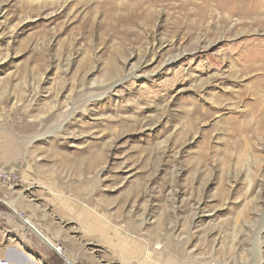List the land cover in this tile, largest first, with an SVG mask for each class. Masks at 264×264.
Listing matches in <instances>:
<instances>
[{"label":"rangeland","instance_id":"1","mask_svg":"<svg viewBox=\"0 0 264 264\" xmlns=\"http://www.w3.org/2000/svg\"><path fill=\"white\" fill-rule=\"evenodd\" d=\"M194 1L0 0V199L74 264H264V32Z\"/></svg>","mask_w":264,"mask_h":264},{"label":"bare ground","instance_id":"2","mask_svg":"<svg viewBox=\"0 0 264 264\" xmlns=\"http://www.w3.org/2000/svg\"><path fill=\"white\" fill-rule=\"evenodd\" d=\"M151 1H156V0H151ZM192 6H193L192 8H194V10H197L198 13H200V14L201 13H207V12L209 13V12L213 11V12H215L217 14L219 13V15H220V13H223L226 16L228 15L230 18L236 16L235 18H237V19L239 18V20L235 21L236 25L237 24H246V26H248V28L251 29V33H254V34H255V30H263V32H264V0H195ZM191 13H193V14L195 13L193 11V9L191 10ZM226 19L227 18H225V20ZM184 52L185 51L182 50L179 53H177L176 55L170 57L167 60L168 64H172L173 62H175L177 59H179L184 54ZM241 58H243V59L244 58H253V59H255L256 62H259V63L254 64V65H258L259 64V66H257V67L259 69H261V70H264V45L263 44L262 45H255L252 48H248L245 52L242 53ZM139 69H137L136 71H138ZM132 77L133 78H139L140 76L138 74H136V72H134L132 74ZM121 83H122V79H120L117 82H114V84H111L106 89L107 90H111L116 84H121ZM105 94H106V90H105V92H103V94H101V95H99L97 97L100 98V97L104 96ZM73 112H71L70 116L73 115ZM68 121H69L68 119H65L62 122V124L60 126V129H63L64 125ZM31 186L32 185H30V186H22L21 187V193L18 194L17 201H19L21 198H24L22 193H25L27 191L29 192L30 189H31ZM0 201L5 206H7L8 208H10L12 210L13 215L15 216L16 220H18L21 223V226L24 229L29 230L32 233H34L35 236H37L40 240H41L40 236H42L48 243H50L53 246L55 252L59 253L63 258L66 259L65 260L66 262H68L69 264H74V261L70 262L67 259L68 257L63 252V248L57 246L54 243V241H52L44 232H42L31 221L30 218L25 217L23 213L17 211L16 207L14 206V202L13 201L12 202H8V201L1 200V199H0ZM28 207H30V206L28 205ZM32 208H34L33 205H32ZM73 229L75 230V232H77V231L80 230V227L77 226V227H75ZM148 247H149V245H148V243H146V246L144 247L143 254H145L147 259L150 260L151 256L147 253L148 249H149ZM0 264H7V263L6 262L4 263V262H2L0 260Z\"/></svg>","mask_w":264,"mask_h":264},{"label":"crops","instance_id":"3","mask_svg":"<svg viewBox=\"0 0 264 264\" xmlns=\"http://www.w3.org/2000/svg\"><path fill=\"white\" fill-rule=\"evenodd\" d=\"M8 214V212L0 211V260L4 263L6 262L7 264H38V262L32 261L30 257L31 251L37 249L35 247V249L32 248V245H30L29 241V239H32L33 237L35 238V235L28 231H25L24 229H21V223L16 220V218L11 214V211L10 215ZM7 215L9 217H12V220L14 219V223L7 222ZM26 233H29V236H31L32 234V238H25L24 236H22ZM16 235L18 236V239L20 238V242L14 244L12 238H9V236L13 237ZM42 243H44V241ZM44 245L47 244L44 243ZM48 248L54 251V249L50 248L49 246Z\"/></svg>","mask_w":264,"mask_h":264},{"label":"water","instance_id":"4","mask_svg":"<svg viewBox=\"0 0 264 264\" xmlns=\"http://www.w3.org/2000/svg\"><path fill=\"white\" fill-rule=\"evenodd\" d=\"M40 237H41L42 241H44L50 248L54 249L53 246L50 243H48L42 236H40Z\"/></svg>","mask_w":264,"mask_h":264},{"label":"built area","instance_id":"5","mask_svg":"<svg viewBox=\"0 0 264 264\" xmlns=\"http://www.w3.org/2000/svg\"><path fill=\"white\" fill-rule=\"evenodd\" d=\"M9 179V178H8Z\"/></svg>","mask_w":264,"mask_h":264}]
</instances>
